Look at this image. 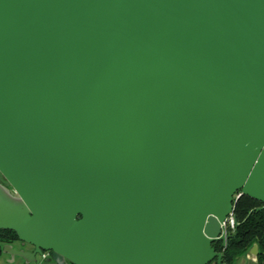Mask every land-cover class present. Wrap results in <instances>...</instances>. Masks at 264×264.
Returning <instances> with one entry per match:
<instances>
[{"label": "water", "instance_id": "obj_1", "mask_svg": "<svg viewBox=\"0 0 264 264\" xmlns=\"http://www.w3.org/2000/svg\"><path fill=\"white\" fill-rule=\"evenodd\" d=\"M0 176V264H222L234 195L264 212V0H0Z\"/></svg>", "mask_w": 264, "mask_h": 264}, {"label": "trees", "instance_id": "obj_2", "mask_svg": "<svg viewBox=\"0 0 264 264\" xmlns=\"http://www.w3.org/2000/svg\"><path fill=\"white\" fill-rule=\"evenodd\" d=\"M259 207H261L260 203L248 197L241 196L238 199L234 208V217L239 223L238 228L230 235L224 249L220 242L213 244L214 249L221 253L223 262L231 264L246 254L253 245H256L258 248L257 264H264V212L256 211ZM4 236L9 239L15 237L9 231H2L0 239L6 238Z\"/></svg>", "mask_w": 264, "mask_h": 264}, {"label": "built area", "instance_id": "obj_3", "mask_svg": "<svg viewBox=\"0 0 264 264\" xmlns=\"http://www.w3.org/2000/svg\"><path fill=\"white\" fill-rule=\"evenodd\" d=\"M241 193L240 192H237L234 197H233V203H234V206H233V211L230 213V215L223 221V223L221 224V227H222V233L224 236L226 235H231L234 233L235 231V221H234V208H235V205L238 201V199L241 197ZM222 244V247L223 249L226 247V244H225V241L223 242H220ZM222 264H228L226 262H223L222 261Z\"/></svg>", "mask_w": 264, "mask_h": 264}, {"label": "crops", "instance_id": "obj_4", "mask_svg": "<svg viewBox=\"0 0 264 264\" xmlns=\"http://www.w3.org/2000/svg\"><path fill=\"white\" fill-rule=\"evenodd\" d=\"M14 246H16V244ZM250 250L246 254H244L243 256L235 260L234 262H232L231 264H257V255L256 256L252 255L250 253ZM1 258L3 260V259H6L7 257L2 255Z\"/></svg>", "mask_w": 264, "mask_h": 264}, {"label": "rangeland", "instance_id": "obj_5", "mask_svg": "<svg viewBox=\"0 0 264 264\" xmlns=\"http://www.w3.org/2000/svg\"><path fill=\"white\" fill-rule=\"evenodd\" d=\"M0 183L5 186L7 189L11 190L9 185L6 183V181L0 176Z\"/></svg>", "mask_w": 264, "mask_h": 264}, {"label": "flooded vegetation", "instance_id": "obj_6", "mask_svg": "<svg viewBox=\"0 0 264 264\" xmlns=\"http://www.w3.org/2000/svg\"><path fill=\"white\" fill-rule=\"evenodd\" d=\"M2 234V232H0V235ZM5 235V234H4ZM4 237H6V236H4ZM7 238V237H6ZM7 240H9V238H7ZM44 255H47V253H43ZM65 264H67V263H65Z\"/></svg>", "mask_w": 264, "mask_h": 264}]
</instances>
